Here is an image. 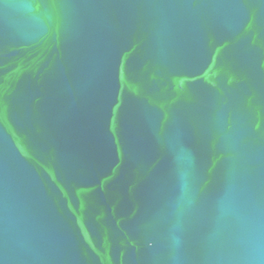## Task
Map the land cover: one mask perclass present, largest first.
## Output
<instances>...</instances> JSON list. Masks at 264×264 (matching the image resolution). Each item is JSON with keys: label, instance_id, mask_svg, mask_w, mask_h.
Returning <instances> with one entry per match:
<instances>
[{"label": "water", "instance_id": "water-1", "mask_svg": "<svg viewBox=\"0 0 264 264\" xmlns=\"http://www.w3.org/2000/svg\"><path fill=\"white\" fill-rule=\"evenodd\" d=\"M0 264H264V0H0Z\"/></svg>", "mask_w": 264, "mask_h": 264}]
</instances>
